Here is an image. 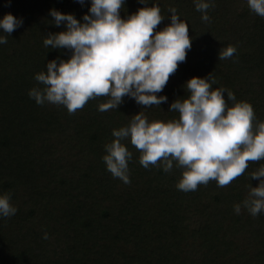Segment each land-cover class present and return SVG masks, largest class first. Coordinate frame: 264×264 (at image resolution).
<instances>
[{"label":"trees","instance_id":"trees-1","mask_svg":"<svg viewBox=\"0 0 264 264\" xmlns=\"http://www.w3.org/2000/svg\"><path fill=\"white\" fill-rule=\"evenodd\" d=\"M90 2L0 0V18H23L11 34L0 32L7 37L0 44V193H10L18 209L0 218V264H264V212L234 211L249 185H259L250 174L264 160L250 161L224 187L210 180L184 192L175 187L183 169L175 163L170 172L144 168L130 138L122 141L133 153L130 183L115 178L102 159L113 129L140 111L149 121L178 118L170 104L187 95L184 84L194 76L213 73V88L250 102L264 121V17L252 15L247 0H214L207 22L193 0H149L147 6L158 4L165 16L157 30L171 23L174 7L192 37L186 60L159 93L167 102L144 108L125 96L118 108L99 111L109 99L100 96L72 114L62 105H38L28 95L38 84L35 75L48 61L71 55L44 46L47 34L64 30L51 23L50 10L82 19ZM144 6L126 0L121 16ZM229 45L236 52L219 60Z\"/></svg>","mask_w":264,"mask_h":264},{"label":"clouds","instance_id":"clouds-1","mask_svg":"<svg viewBox=\"0 0 264 264\" xmlns=\"http://www.w3.org/2000/svg\"><path fill=\"white\" fill-rule=\"evenodd\" d=\"M78 2L84 5L86 0ZM140 2L146 6L126 18L121 16L126 0H91L82 19L52 8L51 23L64 25V30L47 34L44 46L67 49L71 55L48 61L46 71L35 75L38 84L29 90V97L38 105H62L70 114L100 96L109 99L98 106L99 111L118 108L125 96L144 108L167 102L168 96L159 93L192 47L189 24L172 7L171 23L157 30L165 19L160 6H147L149 0ZM193 3L202 20L209 21L207 10L214 6V0ZM247 5L264 17V0H247ZM22 25L23 18L12 13L0 18L2 33L11 34ZM6 43L7 37L0 35V44ZM235 52V46L229 45L220 49L218 58H231ZM215 83L213 73L187 80V95L170 104L169 111L178 113L176 119L149 121L140 111L127 126L113 129L114 139L105 144L102 157L107 170L124 183L131 182L129 161L133 153L122 143L129 138L140 152L139 163L144 168L162 166L170 172L175 163L183 169L176 187L184 192L195 191L210 180L224 187L243 175L250 161L264 160V121L257 119L250 102L236 101L235 93L213 88ZM229 100L234 102L232 106ZM250 178L258 179L259 185H249L247 197L234 205V211L240 214L244 208L255 217L264 212V165ZM17 211L11 194L0 193V218ZM44 238H48L47 233Z\"/></svg>","mask_w":264,"mask_h":264},{"label":"rangeland","instance_id":"rangeland-1","mask_svg":"<svg viewBox=\"0 0 264 264\" xmlns=\"http://www.w3.org/2000/svg\"><path fill=\"white\" fill-rule=\"evenodd\" d=\"M247 8L249 9V7H248V5H247ZM252 12V11H251ZM252 15H254V16H256L257 14H255L254 12H252L251 13ZM255 19H256V17H252V19L250 20V22L249 23H254L255 22ZM259 25L261 26L262 25V22H260L259 23ZM182 95V94H181ZM181 95H179V97H181ZM179 180H177V182H178ZM174 183L176 184V182L174 181ZM176 187V186H175Z\"/></svg>","mask_w":264,"mask_h":264}]
</instances>
